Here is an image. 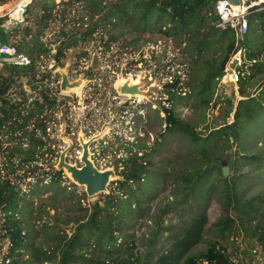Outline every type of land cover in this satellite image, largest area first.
I'll use <instances>...</instances> for the list:
<instances>
[{"label": "rangeland", "instance_id": "374dc122", "mask_svg": "<svg viewBox=\"0 0 264 264\" xmlns=\"http://www.w3.org/2000/svg\"><path fill=\"white\" fill-rule=\"evenodd\" d=\"M13 1L0 0V7L12 5ZM48 2L51 4V15L46 25L43 29L42 27L39 29L40 34L36 39L28 37L23 47L41 49L44 52L40 55L44 58H48L49 55L51 59H54L52 51L55 49L62 55L58 60L59 64L75 72V76L88 75L95 85L102 84L95 78H102L101 80L105 81L102 88L104 87L106 96L114 95L117 101L126 102L128 107L120 113L121 109L118 106L120 103L117 102L114 112H119L120 117L116 115L111 120L102 113L103 119L100 123L97 121L100 117L91 118V124H95V127L91 125L90 131L87 129L85 131L83 127H78L74 131L78 142L80 137L86 140L84 143L97 137L90 148L88 147L90 160L98 170L111 169L116 176L114 180H110L107 193L88 197L84 187L73 183L64 170L56 169V162L43 159L31 170L26 168V164L21 166L19 163H12L13 167L9 165L5 169L8 173L16 172L10 176V181L19 186L21 194L26 195L24 201L31 203L33 210L37 208L49 210V216L43 214V220H48L49 223L56 220L57 226L69 235L75 225L65 223L73 216L84 214L75 212L76 215L70 212L71 206L80 204L86 210V216L89 215L93 204L98 203L101 206L110 188H116L113 182L122 180L119 176L122 170L119 161L126 158L129 151H135L139 143L144 145L147 154L149 153V181L145 187L148 195L141 196L140 213L132 210L131 217L125 220L124 244L133 242L137 252L141 253L146 247L149 235L157 231L159 239L156 242V250L161 252L168 247L173 234L178 233L191 217L204 214L207 225L202 240L187 256L204 253L210 242H216L218 246L213 252L208 253V258L198 259L201 264H250L252 261L250 250L254 249L255 243L245 236L240 224L236 222L232 230L224 233L223 237L220 236L219 229L214 227L217 220L223 219L225 215L222 214L217 203L215 194H219L220 191L217 185L210 190L209 196L201 195L196 190L193 196L198 198L197 202L186 198L185 203L181 200L183 194H178L181 189H177V176L190 168L198 149L204 146L203 143H193L186 135L166 132L164 109H169L171 105L170 102L164 101L166 99L162 94L164 86L176 76L190 83L199 71L214 72L220 61L219 44L211 46L205 55L196 58L190 53L188 43H184L186 39L191 38V35L167 37L159 32V29L164 30L163 26L127 34L122 23L108 24L105 19L106 9L91 16V12L83 4L65 6L61 2L66 0H48ZM39 3L40 0H32L29 5L30 12L24 14L23 24L16 26L9 34V42L15 43L22 39L20 31L24 26L31 27L33 33L35 32L36 27L32 23L40 12L37 5ZM263 39L264 30L258 25L246 37L248 48L260 50L262 44L264 45ZM189 42L195 43V41ZM35 51V53H25L34 60V63L39 60L36 56L37 49ZM122 78L138 79L137 81L142 83L140 89L145 95L141 99L135 96L116 95V83ZM263 82L264 77L256 76L243 87L238 84H222L214 97L222 96L224 100L221 98L215 105L211 103L207 109L197 107L193 97L182 95L183 99L174 105V112L178 120L192 125L201 138L208 137L213 130L221 128L224 123L232 122L228 114L230 103L233 104L239 99L247 101L248 98H257L256 95L264 88ZM22 88L23 84L17 83L9 92L13 97L16 93L22 94L20 100L23 108ZM241 90L244 92L243 95ZM96 97L98 98L97 94ZM225 100L230 102L228 107L225 105ZM60 131L59 145L65 149L69 142L65 131L63 129ZM61 140L65 143L62 144ZM81 152L82 147L75 146V149L68 153L66 162L76 167L82 166L79 158ZM255 154L264 156L263 128L246 137L239 148L233 144L225 154L231 162L227 163L223 159L219 168L227 167V177L239 176L240 186H245L247 190L245 198H262L258 206L259 211H264V165L257 166L244 159V156L251 157ZM14 156L17 157V154ZM29 172L33 174L27 179ZM58 172L61 173L60 177L57 176ZM51 173L55 175L50 179L48 175ZM55 178L58 181H54ZM169 203H174L177 209L170 208ZM229 214L233 217L236 212L231 210ZM1 248L3 254L6 247ZM262 256L263 253L258 257L262 259ZM258 264L264 262L258 261Z\"/></svg>", "mask_w": 264, "mask_h": 264}, {"label": "trees", "instance_id": "16d2710c", "mask_svg": "<svg viewBox=\"0 0 264 264\" xmlns=\"http://www.w3.org/2000/svg\"><path fill=\"white\" fill-rule=\"evenodd\" d=\"M217 1L219 0H66L61 3L65 6L83 4L91 12V16L106 9L105 19L108 24L122 23L127 34L163 26L164 30L159 29V32L167 37L191 35L184 43H188L190 53L196 58L205 55L211 46L219 44L220 61L214 72L199 71L190 83L176 76L163 89L162 94L166 96L164 101L171 105L169 109H164L166 132L186 135L189 141L202 142L204 145L198 149L190 168L177 176V189H181L178 194H183L181 200L185 203L186 198L197 202L198 198L193 196L196 190L201 195L209 196L210 190L217 185L220 189L219 194H215L217 203L222 214H225L214 225L219 229L220 236L223 237L238 222L245 236L264 250V211H259L258 206L263 199H246L247 190L245 186H240L241 178L231 177L232 175L223 177L222 169L219 168L223 159L227 163L231 162L225 154L233 144L239 148L246 137L253 135L259 128L264 129V88L256 95L257 98H248L247 101L239 99L233 104L225 100L226 107L230 103L228 114L232 122L224 123L205 138H201L192 125L178 120L174 112V105L183 99L182 95L193 97L197 107L205 109L211 103L215 105L221 98L224 100L222 96H214L221 86L220 79L224 75L226 63L238 51L241 52V61L237 67L240 75L237 84L243 87L256 76L264 77V45L261 43L263 47L260 50H250L246 42L252 29L259 25L264 30V10L248 16L247 36L236 40L233 31H222L215 27L216 16L213 9ZM13 2L12 5L0 7V13L5 14L18 0ZM40 3L37 4L40 12L32 23L36 27L35 32L33 33L31 27L24 26L20 31L22 39L15 43L9 42L12 31L4 33L1 27L3 20L0 19V45H12L18 53H35L37 49V57L44 52L35 47H23L28 37L37 38L39 29L44 28L51 15V4L48 0H40ZM29 8L30 6L25 13L30 12ZM26 71L34 70L30 68ZM21 76L23 68L6 65L0 71V132L8 123L23 126V121L27 122L31 117L29 115L23 118V108L3 98L10 86ZM241 94H244L242 90ZM212 148L214 149L211 150ZM32 149L26 153L24 159L23 152L19 151L22 155L21 166L32 160ZM147 152V148L138 143L135 151H129L128 156L119 161L122 168L119 176L122 180L113 182L116 188H110L101 206L98 203L93 204L88 216L80 204L71 206L70 212L84 214L75 213L77 217L73 216L65 223L75 225L69 235L57 226L56 220L50 223L43 220V214L49 216V210H33L31 203L24 201L26 195L21 194L17 185L11 184L6 178H0V264H201L198 259L205 260L208 253L218 246L216 242H210L204 253L187 256L202 240L207 225L204 214L191 217L178 233L173 234L168 247L161 252L156 250L159 239L157 231L149 235L146 247L141 253L137 252L133 242L124 244L125 220L131 217L132 210L140 213L141 196L148 195L145 192L150 166ZM244 157L251 164L264 165V156L261 154ZM60 174L58 172L57 176L60 177ZM54 181L58 180L55 178ZM168 205L174 210L177 209L174 203ZM231 210L236 212L233 217L229 214ZM2 246L6 247L3 254Z\"/></svg>", "mask_w": 264, "mask_h": 264}, {"label": "built area", "instance_id": "2783aa9c", "mask_svg": "<svg viewBox=\"0 0 264 264\" xmlns=\"http://www.w3.org/2000/svg\"><path fill=\"white\" fill-rule=\"evenodd\" d=\"M31 2L32 0H29L27 5H18L12 11L0 16V19L3 20L1 27L4 33H9L16 26L23 24L24 14ZM261 10H264V0H239L238 5H232L227 0H219L215 3L213 9L216 16L215 27L222 31H233L236 40L239 38L243 39L248 33V16ZM52 54L54 59H51L49 55L47 56L48 58L39 55V60L34 63V60L27 54L18 53L14 46L0 45V71L6 65L23 68V76L15 80L3 98L14 105L21 106L20 98L22 94L16 93L18 97L16 98V96L13 97L11 95L9 90L14 84L22 83L23 112L21 114H23V118L31 115L27 122L23 121V126H13L8 123L0 132V178H6L10 181V176L16 172L8 173L5 169L9 165L12 166V163L20 164L22 155L19 151L23 152L24 159L26 158V153L32 147V160L23 163L26 164L25 166L29 170L43 159H48L58 164L60 154L71 146L70 150L65 153V163H67L68 153L72 149L74 150L75 146L81 147L74 133L78 127H83L85 131L86 129L90 131L91 118L93 116L100 117L97 119L100 123L101 119H103L102 113L111 118V120L116 115L120 117L119 112H114L117 102L120 103L118 105L121 109L120 113L128 107L126 102L117 101L114 95L108 94V97L106 96L105 89H103L104 87L102 88L105 81L101 80L102 78H95V80L102 82V84L95 85L92 83L93 79H89L88 75L84 77L75 76V72L67 70L62 64L58 63V60L62 57L60 52L54 49ZM240 54L241 52L238 51L229 58L224 68V75L220 79L221 85L237 84L239 82L240 75L237 67L241 61ZM30 68H33L34 71H26L30 70ZM58 70H61L66 75L69 85L80 82L79 93L61 89L62 78ZM96 82L98 83V81ZM116 95L122 97L118 93ZM1 103L2 97H0V105ZM36 108L38 111H36ZM79 123L82 124L79 125ZM92 126L95 127V124ZM61 129L65 131L69 142L65 149L59 145ZM61 142L62 144L65 143L62 140ZM16 154L17 157L14 156ZM32 172H29L27 179L32 177ZM52 175L54 176L55 173L48 175L50 179ZM10 183L14 184L11 181ZM17 187L19 188L18 185ZM254 246V249L250 250V257L253 258L250 264H258V261L264 262V250L259 245L255 244ZM262 253L261 259L258 256Z\"/></svg>", "mask_w": 264, "mask_h": 264}, {"label": "water", "instance_id": "95a60500", "mask_svg": "<svg viewBox=\"0 0 264 264\" xmlns=\"http://www.w3.org/2000/svg\"><path fill=\"white\" fill-rule=\"evenodd\" d=\"M232 5H238L239 0H227ZM58 73L60 74L62 78L61 83V89L65 90L68 88L73 87H79L80 82L74 83L72 85L68 84L66 75L61 71L58 70ZM142 83L138 82V85H128L127 83L122 84L120 86L116 87V91L118 94H130L132 96L139 95L144 96L145 92L140 90ZM97 137H94L90 139L87 142H82L81 139H79V143L82 147V153L80 156V162L82 163L81 167H76L74 165H70L68 163H65V153L68 152L71 146H69L68 149H66L64 152H62L59 156V161L56 166V169L58 171H61L62 169L65 170L70 174L71 180L73 183L77 184L78 186L84 187L85 193L88 197H92L98 194H105L107 193V186L109 185V176H114V179L116 178L115 173L113 170H98L93 163L89 159V152L88 147L93 143L94 140H96ZM222 175L223 177H226L228 175V169L227 167L222 168Z\"/></svg>", "mask_w": 264, "mask_h": 264}, {"label": "bare ground", "instance_id": "6f19581e", "mask_svg": "<svg viewBox=\"0 0 264 264\" xmlns=\"http://www.w3.org/2000/svg\"><path fill=\"white\" fill-rule=\"evenodd\" d=\"M23 2V5L21 4ZM28 2H29V0H18V2L10 9V10H8L7 12H9V11H12V9L13 8H15L16 6H25V5H27L28 4ZM19 10V9H18ZM6 12V13H7ZM5 13V14H6ZM138 79H132V78H122V79H119L118 81H117V83H116V86H120V85H122V84H125V83H127L128 85H138V81H137ZM80 88H81V86H79V87H73V88H66L67 90L66 91H68V92H77V93H79L78 91L80 90ZM141 90V89H140ZM122 96H124V97H130V96H132V95H130V94H121ZM135 97H138V98H142V96H139V95H134ZM80 139L82 140V142H84V141H86V140H84L82 137H80ZM89 157V156H88ZM90 158V157H89ZM108 171H110L109 169H107ZM65 171V170H64ZM65 173H66V175L70 178V180H71V177H70V174L68 173V172H66L65 171ZM108 180L110 181V180H114V176H112V175H110L109 176V178H108Z\"/></svg>", "mask_w": 264, "mask_h": 264}, {"label": "flooded vegetation", "instance_id": "af4514ba", "mask_svg": "<svg viewBox=\"0 0 264 264\" xmlns=\"http://www.w3.org/2000/svg\"><path fill=\"white\" fill-rule=\"evenodd\" d=\"M81 148V147H80ZM81 167V166H80ZM79 168V167H78Z\"/></svg>", "mask_w": 264, "mask_h": 264}]
</instances>
